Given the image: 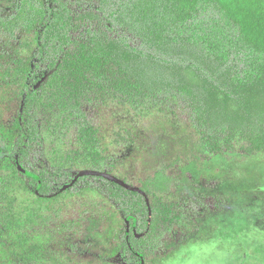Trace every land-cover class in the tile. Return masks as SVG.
<instances>
[{
  "label": "rangeland",
  "instance_id": "rangeland-1",
  "mask_svg": "<svg viewBox=\"0 0 264 264\" xmlns=\"http://www.w3.org/2000/svg\"><path fill=\"white\" fill-rule=\"evenodd\" d=\"M13 6L0 0L5 14ZM38 35L0 36V264H264V141L243 134L210 146L175 104L127 103L91 75L62 81L63 61L39 82ZM30 85L43 90L35 107L45 163L66 178L67 190L48 197L28 184L10 148ZM98 159L103 169L89 170ZM84 174L143 195L150 250L137 253L141 236L102 191L68 190Z\"/></svg>",
  "mask_w": 264,
  "mask_h": 264
},
{
  "label": "trees",
  "instance_id": "trees-1",
  "mask_svg": "<svg viewBox=\"0 0 264 264\" xmlns=\"http://www.w3.org/2000/svg\"><path fill=\"white\" fill-rule=\"evenodd\" d=\"M12 10L5 14L0 8V36L17 42L23 31H38L33 57L39 82L63 61L55 73L62 81L91 75L95 87L111 89L127 103L175 104L210 146L243 134L264 141V0H14ZM41 90L25 89L10 148L28 184L48 197L66 189V178L44 160L35 107ZM103 161L89 170L101 171ZM81 176L68 190L102 191L141 236L133 241L137 253L146 244L150 250V210L143 195ZM124 249L132 254L129 245Z\"/></svg>",
  "mask_w": 264,
  "mask_h": 264
}]
</instances>
